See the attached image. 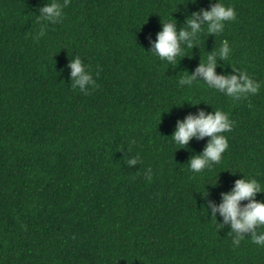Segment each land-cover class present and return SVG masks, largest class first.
Returning a JSON list of instances; mask_svg holds the SVG:
<instances>
[{"label":"trees","instance_id":"16d2710c","mask_svg":"<svg viewBox=\"0 0 264 264\" xmlns=\"http://www.w3.org/2000/svg\"><path fill=\"white\" fill-rule=\"evenodd\" d=\"M48 2L0 0V264H264V247L248 234L233 246L208 206L243 175L264 189V0H222L235 18L173 63L148 53L162 22L179 30L210 0H68L56 24L36 18ZM221 40L231 52L216 72L245 69L255 94L178 84ZM74 55L98 84L87 95L70 87ZM216 108L229 147L193 173L210 137L180 148L171 136Z\"/></svg>","mask_w":264,"mask_h":264},{"label":"clouds","instance_id":"9594fccd","mask_svg":"<svg viewBox=\"0 0 264 264\" xmlns=\"http://www.w3.org/2000/svg\"><path fill=\"white\" fill-rule=\"evenodd\" d=\"M195 3V0H192ZM68 4V0H49L47 4L39 9L38 21L49 24L60 23L63 18V9ZM235 18L234 8L230 4H225L222 0H210L208 9H201L193 12L185 20V27L179 30L176 28L177 21L171 20L162 22L161 31L156 34V39L151 43V50L148 53L160 58L168 63L175 62L177 56L184 53L185 48H193L200 33L206 32L209 35H217L225 28V23ZM43 34L41 31L33 36L36 39ZM231 48L227 40H221L218 49L207 53L206 59L201 62L195 71L187 73L178 79L180 86L191 87L194 81L203 82L209 89L223 93L225 96L240 99L249 94H255L260 85L254 80L245 69L232 68L231 73L216 72L219 62L230 55ZM70 87L79 89L85 95L94 91L98 84L93 78L89 66L86 65L79 55H74L69 62ZM99 73L97 72V75ZM202 78L201 79H198ZM233 122L229 114L220 108L212 112L205 113L200 110L198 114L188 115L182 121L178 120L176 128L171 136L172 141L184 148L192 138L201 139L210 137L202 153L190 157L187 165L193 173H200L206 169H211L219 163L223 154L229 147L228 137L224 134L231 131ZM135 141H131L134 144ZM131 151V147L129 148ZM137 156H131L126 163L129 167L136 165ZM145 175H151V169H147ZM135 178V177H133ZM257 193H264L261 184L253 177L236 179L233 188L221 194V202L217 205L209 201L212 209V218L217 223L216 213L223 217V223L230 222L229 233L232 234L233 246H238L245 234L251 241L264 247V201L256 199ZM242 201L247 203L242 204ZM207 215L208 212L206 211ZM218 226H222L217 223Z\"/></svg>","mask_w":264,"mask_h":264}]
</instances>
